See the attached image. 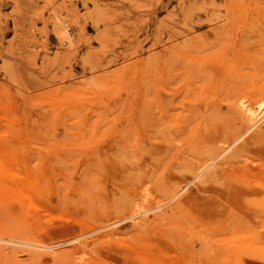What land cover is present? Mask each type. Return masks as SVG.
I'll use <instances>...</instances> for the list:
<instances>
[{
	"label": "rangeland",
	"instance_id": "obj_1",
	"mask_svg": "<svg viewBox=\"0 0 264 264\" xmlns=\"http://www.w3.org/2000/svg\"><path fill=\"white\" fill-rule=\"evenodd\" d=\"M202 70L214 72L222 85L235 77L224 93L221 84L199 85ZM259 84H264V0H0V142L14 148L17 170L35 185L37 202L25 209L2 204L0 220L15 237L6 235L4 249L0 240V264H230V247H219L213 256L196 243L163 255L150 248L137 257L117 236L98 246L78 243L91 240L109 220L172 202L167 180L178 176L187 153L176 158L184 141L168 134H176L178 120L159 131L176 147V157L160 138L154 146L161 151L153 150V116L163 117L174 99L180 113L187 103L220 102L227 90L226 96L243 98L246 88ZM262 146L240 159L245 173L261 169ZM249 173L240 174L238 183L254 184H246L253 204L244 206L249 222L263 233L264 210L253 200L264 197V173L252 178ZM247 255L264 264V249H248Z\"/></svg>",
	"mask_w": 264,
	"mask_h": 264
},
{
	"label": "bare ground",
	"instance_id": "obj_2",
	"mask_svg": "<svg viewBox=\"0 0 264 264\" xmlns=\"http://www.w3.org/2000/svg\"><path fill=\"white\" fill-rule=\"evenodd\" d=\"M206 61L207 60H205V62ZM211 61L212 60H210V63ZM207 63L210 64L209 62ZM205 71L203 72L205 77L201 75L202 78H200L202 81L199 82V85L208 84V86L218 87L219 85L217 84L222 83L218 82V77L214 74V72V75L212 73L211 75L206 74ZM209 71L211 72L212 70ZM227 71L229 70L227 69ZM228 74L229 73H227V75ZM223 76L225 78L226 72ZM197 77L199 80V75ZM228 77L227 78L230 79L231 75ZM233 77L235 76H232L231 79H234ZM227 78H225V80H228ZM192 79L197 81L196 78H191L190 82ZM231 79L228 81L232 82ZM228 81H226V84ZM236 81H239V78L235 80V82ZM224 82L225 81L223 80V84ZM238 83H236L237 86L239 85L241 88ZM226 84H221L224 86V89H220L222 92H224L223 90H225L227 85L229 86V83L227 85ZM230 84L233 85V83ZM232 85H230L232 88L231 91H236L233 88H237V86L234 84L235 87H232ZM255 87L254 85L251 86V88L248 87L250 90L246 88L249 92L247 91L248 95H243V98H240L242 95H238L237 93V95H235L232 93L233 96L235 95L234 97H239L240 102H236L238 97L235 101L233 100L234 97L232 95L226 96L228 93L231 94V92H229L230 90H227L224 95H221L222 93L220 91V97L222 98V100L220 98V102L211 103V101H207L204 105L201 104L200 102L202 101H200L194 102V104L190 103L191 106L187 103L186 105L189 106L188 108H185L183 104V108L178 105L182 108L184 113V116H182L184 118H182V120H179V118L183 113L182 111L178 113L174 104L176 99L172 101V104L170 102L171 106H166L167 108H165L167 109V112L169 111L170 116H168L167 112H163V109L161 110V113H165V115L162 114L163 117L165 116L168 120L162 122L163 117L157 115L153 116L151 125L155 129V134L152 133L151 137L153 142H155L152 144L153 150L155 149L158 151L161 149L160 146H157V140L160 138L161 132L159 131L162 127L164 128L163 130H166L168 128L166 125L168 123L167 121L171 124H175L178 120L179 122L177 121L178 123L175 124L178 125L176 129L175 127L173 128V125L171 127L170 124V128L175 129L176 134L175 132L171 134L172 131L168 134L169 137L174 135L176 138L183 140L184 145H182L185 150L183 148L182 152H178L180 154L176 157L175 155H177V150L176 147H174V153L176 154L172 152L174 154L173 157L183 158V153H187L185 156L186 160H180L183 162V165H181L182 168L178 163L179 168H181V170H178V176L168 178L167 180V184L172 188V202L165 207L155 206L143 213H137L127 218H121L115 221L109 220L108 222L100 225V228L94 230L97 234L95 237H92L91 240L81 239L80 237L82 235L74 237L73 240L75 241L81 239L78 243L80 246H89L91 244L98 246L108 243L114 239H112L113 236H117V239L123 240L122 246L124 248H128L130 250L134 249V252L132 250L131 251L137 257H143L146 254L144 251L150 248H156L158 250V254L163 255L172 254L169 250L177 252L182 249H189L196 243L203 247L212 249L213 256H215L214 251L219 250V247H230V253L229 251H226V258H231L230 264H258L259 260L256 259V257L247 255L248 249H254L256 251L264 249V231L262 233V231L259 229L257 230L254 226L255 223L253 224L249 222L250 219L245 209L246 205L248 206H246V208H249V206H252L253 204L251 203V200L246 199V197L251 194L250 192H252V189H249V186H253L254 184L252 185V182L250 181L246 183L248 184L250 182L251 184H248L249 186L243 183V181L238 183V179H241L239 178L240 174L247 175V173L250 172L248 174L249 177L252 175L253 177H256L257 174H259L257 175V177H259L264 173V160H262L263 163H260L262 164L259 167L261 168L260 170L255 168V170L252 169L249 171L248 168V172L245 173L243 166H240L242 165V163H240L242 160L240 159L244 158L243 156L245 155V152L248 154L246 156L253 155L249 154L247 151L264 145V100L258 102L261 97H264V84H261L260 87ZM238 90L239 88L237 91ZM180 94V91L171 92V95L176 97H179ZM209 99L211 100V98ZM184 101L186 100H183V102ZM158 108L157 110L159 111ZM175 111L178 115L180 114L179 117L176 116ZM202 124L205 125V129L201 132ZM165 125L167 128H165ZM161 139L163 138H160L159 141H161ZM162 141L165 143L164 145L168 151V147H171L168 142L169 138L166 137ZM163 142H161V144ZM179 143L181 145L182 142ZM155 144L157 145L154 146ZM183 146L179 147L182 148ZM173 149L171 147L170 150L172 151ZM18 158L19 157L17 153L14 152V148L12 146L4 143V141L0 142V217L3 219L4 217L2 212L4 206L2 204L4 203H11L12 205L15 204L16 206H19V208L24 207V209L26 207L32 208L37 206L36 199L32 193V189L35 185L31 182H27L28 180L25 175L17 170L19 166ZM257 158L260 159L259 156ZM252 159L250 160L249 158L248 160L252 161ZM244 160H246V158H244L243 161ZM246 162H248L247 164L250 163L249 161ZM246 162L243 163L246 164ZM254 163H256L255 160L253 164ZM257 164L258 163H256V165ZM244 167L247 166L244 165ZM257 169L260 171L259 173L256 172ZM243 177L246 178V176ZM254 179L255 178H253V182ZM263 188L264 187L262 186L261 190L264 192ZM261 190L259 189V191ZM258 193L256 195L260 194ZM253 202L254 204L258 203L257 205L260 206V210H264V197H260L259 200H253ZM263 212L261 213L263 214ZM126 221L129 223L124 225L121 224ZM259 221L263 223V218ZM1 222L2 221L0 220V240L3 241L6 235L15 237V233L12 232L11 229L12 234L8 233L9 230H7V228H4L3 223L5 220L4 222ZM4 225H6V223ZM14 229L15 232L17 229V233L19 232L18 234L20 235L21 232L19 228L15 227ZM19 235L17 237L22 239L23 236L20 237ZM109 238H111V240H109ZM27 242L29 243V240ZM21 243H23L22 240ZM3 244L4 241L1 244V247L4 249ZM5 244L8 243L6 242ZM75 246L76 245L66 249L65 253L72 252L73 249L76 248ZM45 247H47V245ZM9 250H11V248ZM14 250H16L15 247L13 248L12 253ZM29 254H31V252ZM15 255H17V253ZM32 255H35V253ZM224 255L225 252L222 256L224 257Z\"/></svg>",
	"mask_w": 264,
	"mask_h": 264
}]
</instances>
